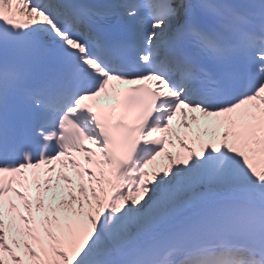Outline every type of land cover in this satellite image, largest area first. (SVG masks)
Listing matches in <instances>:
<instances>
[{"label":"snow or ice","instance_id":"obj_1","mask_svg":"<svg viewBox=\"0 0 264 264\" xmlns=\"http://www.w3.org/2000/svg\"><path fill=\"white\" fill-rule=\"evenodd\" d=\"M0 264H264V0H0Z\"/></svg>","mask_w":264,"mask_h":264},{"label":"bare ground","instance_id":"obj_2","mask_svg":"<svg viewBox=\"0 0 264 264\" xmlns=\"http://www.w3.org/2000/svg\"><path fill=\"white\" fill-rule=\"evenodd\" d=\"M158 163V162H157Z\"/></svg>","mask_w":264,"mask_h":264}]
</instances>
